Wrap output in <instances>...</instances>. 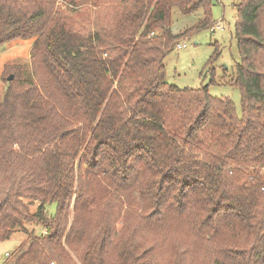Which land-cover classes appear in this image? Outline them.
Wrapping results in <instances>:
<instances>
[{
    "label": "trees",
    "instance_id": "trees-1",
    "mask_svg": "<svg viewBox=\"0 0 264 264\" xmlns=\"http://www.w3.org/2000/svg\"><path fill=\"white\" fill-rule=\"evenodd\" d=\"M174 6L204 16L175 33ZM211 6L0 0V45L34 37L31 73L0 100V240L28 235L4 264H194L196 248L264 264V0L237 4L241 115L208 85L166 80V56L213 26ZM174 219L191 238L163 258Z\"/></svg>",
    "mask_w": 264,
    "mask_h": 264
},
{
    "label": "rangeland",
    "instance_id": "rangeland-1",
    "mask_svg": "<svg viewBox=\"0 0 264 264\" xmlns=\"http://www.w3.org/2000/svg\"><path fill=\"white\" fill-rule=\"evenodd\" d=\"M240 0H212L211 14L214 24L220 23L222 28L212 30L211 27L192 31L190 34L180 37L178 40L185 44L183 48L174 46L166 56V80L171 85L178 87L208 85L209 92L218 97H229L233 100L239 115L242 114L241 90L239 85L230 80L234 72V64L239 58L237 37L235 34V22L237 17V4ZM204 16V9L200 7L193 12H183L178 6L172 10V30L179 33L184 29L195 25ZM213 24V25H214ZM34 37L15 38L0 45V100L3 99L9 73L14 74V79L31 73V48ZM220 48V54L210 63L216 46ZM20 63L19 70L14 73L8 63ZM212 66V69H211ZM17 69V68H16ZM23 71V72H22ZM39 202L33 201L30 207L33 211L38 209ZM50 211H54L55 203L50 204ZM177 219L160 231L159 253L163 258L169 257L175 246L183 245L191 233H186V226ZM179 220V219H178ZM30 229H36L40 233L41 226L29 222ZM23 230L14 232L9 238L0 240V264H4L17 247L27 238ZM6 252L9 255H6ZM194 264H211L212 257L204 249H195L193 253Z\"/></svg>",
    "mask_w": 264,
    "mask_h": 264
},
{
    "label": "built area",
    "instance_id": "built-area-1",
    "mask_svg": "<svg viewBox=\"0 0 264 264\" xmlns=\"http://www.w3.org/2000/svg\"><path fill=\"white\" fill-rule=\"evenodd\" d=\"M218 28H222V25L220 23H216L213 26H211L212 30H215V29H218ZM176 45H177V48H183L185 46V44L182 43V42H178ZM6 255H9V253L6 252Z\"/></svg>",
    "mask_w": 264,
    "mask_h": 264
},
{
    "label": "water",
    "instance_id": "water-1",
    "mask_svg": "<svg viewBox=\"0 0 264 264\" xmlns=\"http://www.w3.org/2000/svg\"><path fill=\"white\" fill-rule=\"evenodd\" d=\"M13 74H10L9 76H8V79L10 80V79H12L13 78Z\"/></svg>",
    "mask_w": 264,
    "mask_h": 264
}]
</instances>
